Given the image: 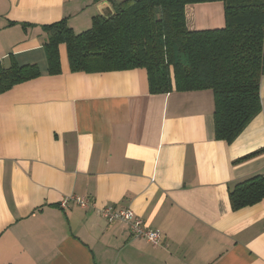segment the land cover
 Segmentation results:
<instances>
[{
	"label": "crops",
	"instance_id": "obj_1",
	"mask_svg": "<svg viewBox=\"0 0 264 264\" xmlns=\"http://www.w3.org/2000/svg\"><path fill=\"white\" fill-rule=\"evenodd\" d=\"M122 0H0V64L41 75L0 93V264H264V198L234 210L230 191L264 175L261 112L232 142L215 136L212 90L153 94L145 68L51 75L42 25L76 33ZM190 29L225 26L222 1L189 4ZM93 200L83 208L65 197ZM105 207L131 208L153 245Z\"/></svg>",
	"mask_w": 264,
	"mask_h": 264
},
{
	"label": "trees",
	"instance_id": "obj_2",
	"mask_svg": "<svg viewBox=\"0 0 264 264\" xmlns=\"http://www.w3.org/2000/svg\"><path fill=\"white\" fill-rule=\"evenodd\" d=\"M222 1L225 26L190 29L189 4ZM48 72L62 73L60 45L71 71L89 73L145 68L150 92L210 89L215 136L232 143L261 112L264 76V0H122L108 17L76 33L66 18L42 25ZM37 64H0V93L39 77ZM251 152L238 161L251 157ZM264 198V175H253L230 191L234 210Z\"/></svg>",
	"mask_w": 264,
	"mask_h": 264
},
{
	"label": "built area",
	"instance_id": "obj_3",
	"mask_svg": "<svg viewBox=\"0 0 264 264\" xmlns=\"http://www.w3.org/2000/svg\"><path fill=\"white\" fill-rule=\"evenodd\" d=\"M70 202H74L80 207L88 208L93 205V200L79 195L65 197L61 202V207L65 208ZM100 214L107 221H122L129 225L131 233L135 237L145 238L153 245L160 242L161 232L147 226L144 220L131 208L105 207L100 209Z\"/></svg>",
	"mask_w": 264,
	"mask_h": 264
},
{
	"label": "water",
	"instance_id": "obj_4",
	"mask_svg": "<svg viewBox=\"0 0 264 264\" xmlns=\"http://www.w3.org/2000/svg\"><path fill=\"white\" fill-rule=\"evenodd\" d=\"M113 13H114V11H113ZM113 13H112V14H113ZM106 17H108V16H106Z\"/></svg>",
	"mask_w": 264,
	"mask_h": 264
}]
</instances>
